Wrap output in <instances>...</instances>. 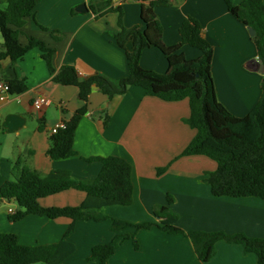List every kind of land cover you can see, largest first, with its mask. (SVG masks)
<instances>
[{"label": "crops", "instance_id": "0c3cea01", "mask_svg": "<svg viewBox=\"0 0 264 264\" xmlns=\"http://www.w3.org/2000/svg\"><path fill=\"white\" fill-rule=\"evenodd\" d=\"M31 17L14 26V34L22 46L31 40L42 42L53 51L52 66L58 72L63 66L74 67L82 79L99 74L112 80L128 76L126 52L114 38L120 31L119 14L92 12L94 0H35ZM245 0H231L238 6ZM151 0H113L112 7H121L123 23L132 28L141 23L142 6ZM86 5L87 12L78 8ZM8 7L0 0V10ZM163 26L166 46L181 44L180 28L189 17L203 27L205 39L214 49L212 76L216 96L229 112L246 117L257 105L262 93L263 72L249 28L228 10L225 0H169L157 7ZM4 43L0 31V47ZM132 49V43L127 45ZM181 52L188 60L201 57L202 52L189 45ZM141 66L160 74L168 71L165 55L157 48L144 51ZM25 78L27 91L0 102V188L20 175L26 165L42 176L52 171H70L73 179L94 181L102 163L96 158L115 156L133 166L134 201L131 206H108L99 210L111 219L140 224L158 222L156 206L167 205L180 217L179 226L186 232H217L244 234L264 239V200L256 197H215L204 182L206 172H215L217 163L206 156L180 157L196 136V130L185 123L190 117L189 100L166 102L149 97L140 87H130L126 94L109 98L93 87L87 114L75 134L76 155L54 160L48 155L52 129L69 121L84 106L79 90L53 81L42 51H28L15 67L10 59L0 62V82ZM44 96L48 105L35 110L33 102ZM106 116L110 118L105 126ZM21 161L20 168L16 167ZM168 170L158 175V169ZM86 194L69 190L41 199L44 208L80 206ZM19 210L14 203H0V233L15 235L22 246L39 247L72 243L75 253L62 264H99L89 260L94 247L115 242V254L107 264H257L255 254H246L241 245L217 244V255L208 263L199 260L191 240L183 235H168L158 227L141 230L136 239L118 237L110 220L78 221L68 218L50 219L29 215L18 222L9 220L8 210ZM127 229L122 234H132Z\"/></svg>", "mask_w": 264, "mask_h": 264}, {"label": "trees", "instance_id": "16d2710c", "mask_svg": "<svg viewBox=\"0 0 264 264\" xmlns=\"http://www.w3.org/2000/svg\"><path fill=\"white\" fill-rule=\"evenodd\" d=\"M228 10L247 28H252L258 58L262 62L264 76V0H245L234 5L225 0ZM6 10H0V31L4 43L0 47V62L10 59L15 67L22 61L29 50L38 47L53 81L63 86H74L79 90V98L84 106L74 116L65 121V128L51 137L48 155L54 159H68L76 155L74 149L75 134L81 119L87 114L89 97L95 86L110 99L124 95L130 87H140L149 97H156L166 102L189 100L191 114L185 123L197 134L180 157L206 156L217 163L215 172H206L204 182L211 188L215 197L245 198L256 197L264 200V77L259 102L243 118L234 116L218 101L212 76L214 49L203 35L200 22L187 18L180 28L181 44L168 47L163 41V26L156 14L157 7L167 6L169 0H151L142 6L141 23L127 28L123 23L124 12L121 7H112L113 0H94L90 8L93 13L116 12L119 14L120 31L114 35L117 45L126 52L128 76L112 80L104 75H93L82 79L72 66H63L58 72L52 66L53 51L37 40H31L28 46H22L14 34V26L21 20L33 15L37 5L35 0H6ZM132 43L129 51L127 45ZM189 45L202 52L201 57L188 60L181 52L183 46ZM157 48L166 57L168 71L160 74L145 70L141 58L147 49ZM12 95H21L27 91L25 78L7 81ZM110 118L106 116L105 126ZM102 163V169L94 181L82 182L73 179L70 171H52L42 176L26 165L22 166L20 175L13 181H7L0 188V203H14L19 210L11 215V222H18L29 215L50 219L68 218L72 224L67 232L75 229L78 221L103 222L110 220L112 231L123 239H132L136 249L139 248L136 235L141 230L158 227L168 235H183L189 238L199 260L210 262L217 255V244L225 242L241 245L246 254H255L257 264H264V239L251 238L244 234H227L217 232H186L179 226L180 217L170 207L175 202L168 195L167 205L156 206L154 216L158 222L132 224L127 221L111 219L99 212L108 206H131L134 198L132 180L133 166L128 161L110 156L96 158ZM19 161L16 167L20 168ZM168 167L158 169L163 175ZM69 190L86 194L84 202L77 207L44 208L41 199L51 197ZM134 228L132 234H122ZM115 242L98 245L93 248L89 260L107 264L115 254ZM76 247L67 241L59 244L27 247L19 244L12 234L0 233V264H62L72 256Z\"/></svg>", "mask_w": 264, "mask_h": 264}, {"label": "built area", "instance_id": "2783aa9c", "mask_svg": "<svg viewBox=\"0 0 264 264\" xmlns=\"http://www.w3.org/2000/svg\"><path fill=\"white\" fill-rule=\"evenodd\" d=\"M13 96L14 95H12L10 92L9 84L6 82H0V102H6ZM47 105H48V100L44 96L37 97L33 102V106H34L35 110H37L39 112H41ZM64 128H65L64 122L58 124L57 126H55L52 129L53 135L57 134L59 130L64 129ZM10 209H11V211H10ZM10 209L8 210L9 214L13 215L16 213V211L14 209H12V208H10Z\"/></svg>", "mask_w": 264, "mask_h": 264}, {"label": "water", "instance_id": "95a60500", "mask_svg": "<svg viewBox=\"0 0 264 264\" xmlns=\"http://www.w3.org/2000/svg\"><path fill=\"white\" fill-rule=\"evenodd\" d=\"M79 11L81 12H87L88 11V8L86 7V5H82L78 8ZM249 33L252 37H254L256 35V32L252 29V28H249ZM259 64H260V69H261V72H263V66L261 65L262 62L259 60Z\"/></svg>", "mask_w": 264, "mask_h": 264}, {"label": "rangeland", "instance_id": "374dc122", "mask_svg": "<svg viewBox=\"0 0 264 264\" xmlns=\"http://www.w3.org/2000/svg\"><path fill=\"white\" fill-rule=\"evenodd\" d=\"M175 199V198H174ZM177 214V213H176ZM130 229H133V230H135L134 228H130ZM39 264H42V263H39Z\"/></svg>", "mask_w": 264, "mask_h": 264}, {"label": "clouds", "instance_id": "9594fccd", "mask_svg": "<svg viewBox=\"0 0 264 264\" xmlns=\"http://www.w3.org/2000/svg\"><path fill=\"white\" fill-rule=\"evenodd\" d=\"M10 211H11V209H10Z\"/></svg>", "mask_w": 264, "mask_h": 264}]
</instances>
